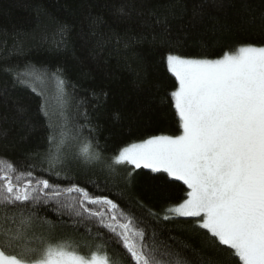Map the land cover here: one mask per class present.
<instances>
[{
  "label": "snow or ice",
  "instance_id": "1",
  "mask_svg": "<svg viewBox=\"0 0 264 264\" xmlns=\"http://www.w3.org/2000/svg\"><path fill=\"white\" fill-rule=\"evenodd\" d=\"M165 7L158 14L124 0L114 13V23L126 25V38L114 33L117 43L122 39L136 59L141 54L135 46L142 43L165 50L161 63L170 74V88L164 89L160 105L164 114L173 110L177 131L127 142L108 164L110 171L122 166L129 185L143 175L157 202H138L137 214L71 179L73 161L82 156L85 162H101L103 157L92 152L91 141L76 154L67 151L66 81L58 68L50 75L57 83L61 121L49 123L46 155L39 164L0 159V264H217L194 258L195 250L170 233L161 239L164 230L157 226L180 218L203 230L206 243L227 253L232 264H264V41L181 54L169 18L175 12ZM37 15L48 13L38 8ZM105 23L89 17L92 29ZM69 31V25L60 24L62 38ZM17 68L3 71L15 73L18 83H30L33 92L49 76L31 66L23 72ZM133 71L139 84L141 74ZM41 111L49 116L44 105ZM120 118L117 110L114 119ZM177 182L181 194L171 195ZM47 208L79 218L73 224L85 227L87 239L57 235L67 222L41 215Z\"/></svg>",
  "mask_w": 264,
  "mask_h": 264
},
{
  "label": "trees",
  "instance_id": "2",
  "mask_svg": "<svg viewBox=\"0 0 264 264\" xmlns=\"http://www.w3.org/2000/svg\"><path fill=\"white\" fill-rule=\"evenodd\" d=\"M123 2L0 0V133H3L0 159L17 163L32 160L39 164L46 155L49 123L61 121L57 83L50 75L59 68L66 81L67 151L76 154L91 141L92 152L98 151L103 157L101 162H85L82 156L73 161L71 179L139 214L138 202L151 206L157 202L156 194L143 175L129 185L126 170L114 166L117 170L110 171L108 164L120 147L142 135L176 133L177 118L172 109L167 114L161 111L160 98L164 89L170 88V79L166 78L170 74H166L161 63L160 53L165 50L142 43L135 46L141 54L136 59L133 49L124 48L122 39L117 43L114 33L126 38V25L114 23V13ZM135 3L158 14L166 12V5L172 7L175 15L169 18L181 54L215 53L240 42L264 41V0H150L148 5L135 0ZM38 8L48 15L38 17ZM90 16H99L106 23L92 29ZM63 23L69 25L70 31L62 38L59 26ZM16 66L19 72L31 66L37 73L49 76L43 84L38 82L37 91L33 92L30 83H18L15 73L3 71L5 67ZM133 70L141 74L139 84ZM41 105L49 116L41 111ZM117 110L119 120L114 119ZM180 187L177 182L170 194L180 195ZM40 214L49 220L67 222L57 228V235L87 239L85 227L73 224L79 218L61 216L51 208L46 212L42 209ZM85 224L93 226L89 221ZM157 227L164 230L161 239L170 233L176 242L190 245L195 250L194 258L232 264L227 253L207 244L203 230L188 227L184 218L162 222Z\"/></svg>",
  "mask_w": 264,
  "mask_h": 264
}]
</instances>
